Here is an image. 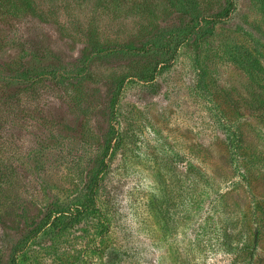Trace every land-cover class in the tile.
<instances>
[{
	"label": "rangeland",
	"instance_id": "obj_1",
	"mask_svg": "<svg viewBox=\"0 0 264 264\" xmlns=\"http://www.w3.org/2000/svg\"><path fill=\"white\" fill-rule=\"evenodd\" d=\"M224 3L0 2V264H181L188 161L246 211L264 195V177L233 184L219 122L254 81L230 52L264 67L261 0H235L213 36L187 14Z\"/></svg>",
	"mask_w": 264,
	"mask_h": 264
},
{
	"label": "trees",
	"instance_id": "obj_2",
	"mask_svg": "<svg viewBox=\"0 0 264 264\" xmlns=\"http://www.w3.org/2000/svg\"><path fill=\"white\" fill-rule=\"evenodd\" d=\"M6 1L10 2L0 0ZM191 3L197 5V2L189 1ZM234 7L235 0H225L224 5L211 15L196 14L194 9L187 14L194 15L196 22L205 23L203 34L213 36L216 26L231 14ZM261 8L264 14L263 0ZM184 26V38H196L199 26ZM230 58L254 81L243 103L235 104L238 119L219 122L227 143L230 168L239 178L233 184L242 183L252 192V184L264 177V151L260 150L264 149V67L257 59L241 52H230ZM248 128L257 138L256 145L247 143L245 129ZM7 176L0 162V191ZM217 186L218 182L212 176L187 162L180 194L185 233L181 264H199L209 254L223 255L228 264H262L258 245L264 238V195L252 192L250 208L246 211L241 202L229 203L228 192H219Z\"/></svg>",
	"mask_w": 264,
	"mask_h": 264
}]
</instances>
